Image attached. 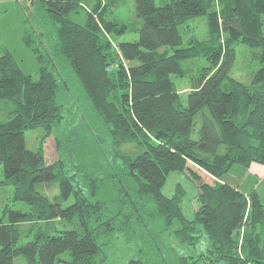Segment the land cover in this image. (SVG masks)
<instances>
[{"label": "trees", "instance_id": "1", "mask_svg": "<svg viewBox=\"0 0 264 264\" xmlns=\"http://www.w3.org/2000/svg\"><path fill=\"white\" fill-rule=\"evenodd\" d=\"M30 2L23 41L40 64L37 77L25 74L8 51L0 56V190L13 188L15 206L6 205L0 215V264H14L18 256L28 264H102V247L119 234L130 240L149 204V215L161 216L167 230L177 223L174 233L183 243L195 246L207 233L211 248L180 264H264V199L224 180L234 165H264V65L248 82L229 76L239 43L259 50L264 63V0H171L161 6L134 0L142 20L139 39L116 47L108 35H123L126 25L108 16L127 0L98 1L90 10L83 0ZM196 17L205 18L207 39L180 47L181 27ZM35 22L48 31L49 48ZM195 58L209 65L191 76L185 105L172 77L187 76L180 63ZM69 85L111 128L114 159L122 164L116 174L121 193L129 196L131 181L137 199L129 198V214L112 212L103 181L67 157L58 131L61 92ZM38 130L43 139L55 137L59 157L52 164L41 145L26 147V133ZM126 145L134 149L122 152ZM172 172L197 185L194 220L181 208L180 184L171 197L162 192ZM49 186L58 194L51 197ZM139 256L126 264H146Z\"/></svg>", "mask_w": 264, "mask_h": 264}, {"label": "rangeland", "instance_id": "2", "mask_svg": "<svg viewBox=\"0 0 264 264\" xmlns=\"http://www.w3.org/2000/svg\"><path fill=\"white\" fill-rule=\"evenodd\" d=\"M31 0H0V56L8 51L13 55L22 71L25 74L37 77L40 64L33 52L23 41V33L26 27L25 20L31 12ZM98 1L106 0H83V8L90 10ZM171 0H155L158 6L164 5ZM110 21L126 25V32L118 36L109 34V39L116 47L118 43H136L138 34L136 27L140 26L142 20L137 17L134 0H127V4L119 6L108 16ZM35 29L44 32L45 45L49 48L47 42V30L37 22ZM31 25V26H32ZM183 43L180 47H187L192 41L206 40L208 37L207 23L204 17H196L181 27ZM161 48L160 52L166 51ZM170 54L173 49L169 48ZM259 50L252 49L239 43L236 46V59L229 76L235 80L248 82L250 76L259 70L264 63L256 57ZM124 60V59H123ZM126 65L129 62L124 60ZM181 67L187 74L185 77L173 76V81L177 85L183 103L187 104V96L191 90V76L198 74L200 70L208 66V62L203 58L189 59L181 61ZM56 73L60 72V66L57 64ZM61 101L63 106V119L60 123L58 135H63L64 145L67 150V157L70 158L76 167H84L85 171L94 178L103 181L104 198L106 199L112 212L124 211L125 214L132 212V202L129 198L137 200L134 193V185L128 182L130 190L129 196H126L123 187L116 174L122 167L120 160L114 159V139L111 135V128L106 125L86 104L84 94L74 85L61 92ZM198 127H196L197 129ZM43 132L38 130L26 133V147L31 150L39 148L41 145L45 153V159L48 163H54L58 160L57 144L54 135L43 139ZM196 138V134L193 135ZM42 142V144H40ZM131 145L122 148V152H130ZM89 169V170H87ZM0 179H3L2 167H0ZM224 180L238 187L244 194L249 195L256 190L259 197L264 199V165L257 164L254 168H245L241 165H234L225 175ZM180 184L184 190V196L181 200V208L188 220L195 219V213L198 209V188L186 174L181 172H172L162 188V192L171 197L176 193V187ZM47 192L51 195L58 194L57 186H49ZM53 195V196H54ZM13 188L8 187L0 190V215L6 205L13 206ZM72 198L65 206L72 203ZM20 207L24 205L17 204ZM145 211L141 212V221L136 220L131 231L134 235L128 240L125 234H119L113 242L102 247L105 259L102 264H126L131 259L142 256L146 264H180L182 258L198 257L206 253L211 248L212 243L205 231L195 246L183 243L174 233V228L166 229L164 220L161 216L153 212L152 204L145 206ZM143 213V214H142ZM137 218V214L136 217ZM25 243L21 241L19 245ZM67 256L66 254L64 255ZM14 264H28L23 256L14 259ZM65 264V263H60Z\"/></svg>", "mask_w": 264, "mask_h": 264}, {"label": "crops", "instance_id": "3", "mask_svg": "<svg viewBox=\"0 0 264 264\" xmlns=\"http://www.w3.org/2000/svg\"><path fill=\"white\" fill-rule=\"evenodd\" d=\"M254 166H257V163L252 164L251 167H250V169L254 168Z\"/></svg>", "mask_w": 264, "mask_h": 264}]
</instances>
